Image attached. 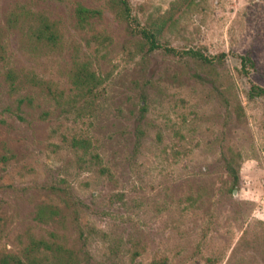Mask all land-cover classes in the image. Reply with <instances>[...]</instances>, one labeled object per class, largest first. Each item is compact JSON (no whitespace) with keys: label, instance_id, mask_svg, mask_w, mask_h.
<instances>
[{"label":"rangeland","instance_id":"obj_1","mask_svg":"<svg viewBox=\"0 0 264 264\" xmlns=\"http://www.w3.org/2000/svg\"><path fill=\"white\" fill-rule=\"evenodd\" d=\"M107 2L0 0V251L54 233L93 264H264V0H129L161 27L153 49ZM78 5L100 16L80 28ZM37 16L57 23L58 50L28 36ZM77 64L100 81L90 94L69 81ZM40 204L60 216L36 223Z\"/></svg>","mask_w":264,"mask_h":264},{"label":"trees","instance_id":"obj_2","mask_svg":"<svg viewBox=\"0 0 264 264\" xmlns=\"http://www.w3.org/2000/svg\"><path fill=\"white\" fill-rule=\"evenodd\" d=\"M109 10L114 17L126 25V29L130 33L138 34L149 43L150 48L158 47L156 45L158 36L161 33L160 26H147L142 27L137 16L133 15L129 0H108L107 2ZM74 16L76 24L80 28H84L92 18L100 16L98 10H92L81 5H78L74 9ZM15 19V18H13ZM33 24H29L27 27V34L38 42L46 50H58L61 46L62 34L58 28L56 22L49 20L44 16H37L34 19ZM11 21V19H10ZM15 22V20H14ZM189 57L194 61L202 65H211L212 61L202 53L197 51L187 52ZM243 65L255 68L254 62L249 57L242 58ZM199 79L203 80L200 76ZM15 74L12 70L8 71L5 75V79L13 87L15 83ZM71 85L78 91L84 93H92L100 84L96 74L86 65L77 64L68 75ZM26 82L31 87L38 89L43 95L49 97L52 100H59L62 92L54 89L48 82L39 80L35 76H30ZM215 91L221 96L222 92L217 86H214ZM252 94L256 97L264 98V88L254 86L252 88ZM25 103L29 107L32 105V98L24 96L17 100V108L19 111L20 106ZM143 110V109H142ZM19 119H23L18 114ZM240 160L239 154L237 159L234 156L225 159V167L228 175L231 178V184L233 188L238 185V163ZM8 158L5 156L0 157V162L6 163ZM61 214L59 208L40 204L36 207L33 220L41 225H46L54 222ZM0 264H93L91 262V256L88 252L82 253L81 251L67 247L60 242L58 236L54 233L49 235V238H31L27 244L18 252L15 251H0Z\"/></svg>","mask_w":264,"mask_h":264}]
</instances>
